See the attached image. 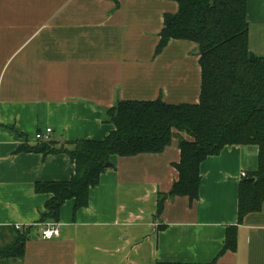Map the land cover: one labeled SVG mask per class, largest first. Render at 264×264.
<instances>
[{
  "label": "crops",
  "instance_id": "crops-1",
  "mask_svg": "<svg viewBox=\"0 0 264 264\" xmlns=\"http://www.w3.org/2000/svg\"><path fill=\"white\" fill-rule=\"evenodd\" d=\"M117 1L0 0V248L25 237L22 254L0 264H264V199L237 224L241 173L257 166L253 144L206 157L198 197L168 195L160 213L159 194L178 178L179 138L161 152L111 155L86 206L67 199L57 220L42 218L52 195L35 184L68 180L75 167L64 153H16L20 144H36L47 127L58 142L102 139L114 129L104 111L121 100H199L197 44L170 39L155 53L177 3ZM247 21L248 48L264 56V0H247ZM48 224L60 235L41 238ZM229 225L236 247L221 253Z\"/></svg>",
  "mask_w": 264,
  "mask_h": 264
},
{
  "label": "trees",
  "instance_id": "trees-1",
  "mask_svg": "<svg viewBox=\"0 0 264 264\" xmlns=\"http://www.w3.org/2000/svg\"><path fill=\"white\" fill-rule=\"evenodd\" d=\"M173 1L177 3V11L164 14L155 53L158 54L170 39L197 44L201 69L198 102L172 104L160 97L121 100L104 111V120L112 123L114 129L102 139L20 144L16 153L39 152L44 156L64 153L75 167L68 180L35 184V192L52 195L45 203L47 212L42 218L57 220L67 199H74V210L86 206L89 190L109 168L106 164L111 155L161 152L173 136L179 138L180 159L174 164L178 178L168 194H159L158 213L168 195L187 196L190 201L196 199L200 163L232 144L258 147L256 169L242 177L238 184L237 224L248 213L261 209L264 199V56L249 60L247 0ZM21 233L13 247L0 248V256L22 254L25 237ZM236 242L237 225H229L221 253L234 250Z\"/></svg>",
  "mask_w": 264,
  "mask_h": 264
},
{
  "label": "built area",
  "instance_id": "built-area-1",
  "mask_svg": "<svg viewBox=\"0 0 264 264\" xmlns=\"http://www.w3.org/2000/svg\"><path fill=\"white\" fill-rule=\"evenodd\" d=\"M51 132H52L51 127H47L44 132L36 133L35 138L38 141H48L50 139ZM241 176H245V173L242 172ZM16 227L19 228L21 227V225L17 224ZM59 235H60V229L53 224H48L46 227H44L41 230V233H40V237L43 239H50L52 237H57Z\"/></svg>",
  "mask_w": 264,
  "mask_h": 264
},
{
  "label": "water",
  "instance_id": "water-1",
  "mask_svg": "<svg viewBox=\"0 0 264 264\" xmlns=\"http://www.w3.org/2000/svg\"><path fill=\"white\" fill-rule=\"evenodd\" d=\"M255 59H256V56L251 52V54H250V56H249V60H250V61H255ZM106 166L111 167L112 164H111L110 162H108V163L106 164ZM253 179H254V178H250V180H253Z\"/></svg>",
  "mask_w": 264,
  "mask_h": 264
}]
</instances>
